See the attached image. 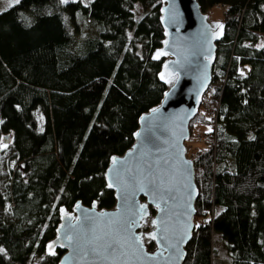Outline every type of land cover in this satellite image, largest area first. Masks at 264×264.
<instances>
[{"label": "trees", "instance_id": "trees-1", "mask_svg": "<svg viewBox=\"0 0 264 264\" xmlns=\"http://www.w3.org/2000/svg\"><path fill=\"white\" fill-rule=\"evenodd\" d=\"M197 1L203 12L225 8L224 33L190 120V136L195 124L211 131L204 147L186 144L198 195L183 264H212L215 233L229 264H264V0ZM158 9L159 0H19L0 12V264H57L61 252L46 255L44 243L58 207L113 205L109 157L131 145L164 91L162 60H151Z\"/></svg>", "mask_w": 264, "mask_h": 264}, {"label": "water", "instance_id": "water-1", "mask_svg": "<svg viewBox=\"0 0 264 264\" xmlns=\"http://www.w3.org/2000/svg\"><path fill=\"white\" fill-rule=\"evenodd\" d=\"M158 12L162 40L151 60H162L156 78L164 91L157 104L139 115L131 145L122 154L109 157L103 178L105 189L112 192L113 205L101 208L95 200L89 205L77 200L70 209L58 207L53 237L44 243L46 255L61 252L57 264H183L185 247L194 229L198 195L194 165L185 144L190 137V120L198 113L211 83L216 45L223 36L224 23L210 21L197 0H159ZM165 52L167 55L156 58L157 53ZM162 75L172 82L166 83ZM153 109L160 111L154 113ZM110 180L113 187H108ZM153 181H163L155 198ZM154 199L160 203L159 209ZM141 205L147 206L143 219ZM130 219L139 222L134 233L143 238L142 250L132 244L135 237L127 229ZM153 221L159 222V230ZM69 223L76 225L71 230L72 243L66 238ZM153 233L157 240L149 238ZM162 233L166 234V241L160 239ZM115 240L124 243V247L112 243ZM108 243L112 247L105 251ZM170 244L176 247H169ZM93 247L98 254L91 251ZM168 257L171 259L165 260Z\"/></svg>", "mask_w": 264, "mask_h": 264}, {"label": "rangeland", "instance_id": "rangeland-1", "mask_svg": "<svg viewBox=\"0 0 264 264\" xmlns=\"http://www.w3.org/2000/svg\"><path fill=\"white\" fill-rule=\"evenodd\" d=\"M81 1L87 2V0H81ZM14 4H16L15 0H0V12ZM224 10L225 8L223 6L213 5L210 8H208V10L205 13L208 15V19L210 21H222ZM132 12H133L134 18H139L143 14L142 8L139 4L134 5ZM78 40H80V37H78ZM262 43L263 41L261 40L258 42V45ZM208 129H209V126L207 125L195 124L192 128V134L189 137V139L186 141V144L189 147H195V148L204 147L203 141L200 140V135L202 134V132ZM2 149L3 147L0 146V156L2 155ZM2 175H3L2 160L0 158V183L2 180ZM0 216H1V209H0ZM213 239H214V246L218 249V251H217V258L213 259L212 264H229L225 251L221 248L222 242H221L220 235L215 233Z\"/></svg>", "mask_w": 264, "mask_h": 264}, {"label": "snow or ice", "instance_id": "snow-or-ice-1", "mask_svg": "<svg viewBox=\"0 0 264 264\" xmlns=\"http://www.w3.org/2000/svg\"><path fill=\"white\" fill-rule=\"evenodd\" d=\"M15 2L16 3H19V0H15ZM63 2H67V0H63ZM174 19V18H173ZM218 27H223L222 25H218ZM161 55H167V53L165 52V53H157V59H159V57L161 56ZM167 67V66H166ZM171 75V74H170ZM173 78H175V77H173ZM161 79H165V77L162 75L161 76ZM165 82L166 83H171L172 82V80L171 79H165ZM160 110L159 109H153V112L154 113H158ZM209 131H211V129H209ZM136 135H137V137H139L141 134L138 132V133H136ZM114 164L116 163V161H115V159H114ZM185 163H188V164H190V162H185ZM119 181V177H117V182ZM153 183V189H152V195H153V197L155 198L156 196H157V194L161 191V188H162V184H163V181H161L160 182V184H156L154 181L152 182ZM108 187H113V183H112V181L110 180V182H109V184H108ZM140 190H142L143 191V188H141ZM147 194V193H146ZM161 199H162V197H161ZM189 199H191V197H189ZM127 202V201H126ZM153 202L155 203V205H156V207L159 209L160 208V203L159 202H156V200L154 199L153 200ZM77 207H79V205H77ZM147 206L146 205H141L140 206V219H143L144 218V215H146V212H144L143 210L146 208ZM162 212H163V209H160ZM66 215H67V213H66ZM100 216H107V215H109V214H107V213H100L99 214ZM130 215L131 216H135L136 215V213H130ZM69 219H71V217H69ZM88 219H93L92 217H88ZM79 223V222H78ZM154 225H156V227H157V229L159 230V222H157V221H153L152 222ZM137 226H140L139 225V222H138V220H135V219H130V221L127 223V229H128V231L131 233V235L132 236H134L135 237V239L134 240H132V244H134V245H138L139 246V248L142 250L143 249V238L141 237V236H135V233H134V228L135 227H137ZM73 229H76V225H73V224H68V226H67V229H66V231H69V235L66 237L67 239H68V241H69V243H72V240H73V237H72V234H71V230H73ZM166 231H167V229H165V233H166ZM165 233H162L161 234V237H160V239L161 240H167V236H166V234ZM150 239H152V240H157L158 238H157V235L155 234V233H153V234H151L150 235V237H149ZM125 242H127V241H125ZM158 242H159V240H158ZM112 243H116V244H119L120 245V247H124V243H121V241H119V240H115V241H113ZM112 243H108L106 246H105V251H107V249L108 248H111L112 247ZM50 248H51V246H49ZM169 247H172V248H175L176 246L175 245H169ZM0 251H3L2 249H0ZM91 251L94 253V254H98V249H96L95 247H93L92 249H91ZM50 254H52V255H55V252L53 251V252H50ZM87 252H85V257H87ZM163 254L161 253V256H162ZM177 255L178 256H180V257H182V253H179V252H177ZM149 259H154V257H149ZM168 259H171L170 257H168V258H165V260H168Z\"/></svg>", "mask_w": 264, "mask_h": 264}, {"label": "built area", "instance_id": "built-area-1", "mask_svg": "<svg viewBox=\"0 0 264 264\" xmlns=\"http://www.w3.org/2000/svg\"><path fill=\"white\" fill-rule=\"evenodd\" d=\"M249 70H250L249 65H242V67L238 69V74L241 77H245L247 75V73L249 72Z\"/></svg>", "mask_w": 264, "mask_h": 264}, {"label": "crops", "instance_id": "crops-1", "mask_svg": "<svg viewBox=\"0 0 264 264\" xmlns=\"http://www.w3.org/2000/svg\"><path fill=\"white\" fill-rule=\"evenodd\" d=\"M67 1H75V0H67ZM81 3H83V4H85V3H87V2H89V1H91V0H87V2H83V1H81V0H79Z\"/></svg>", "mask_w": 264, "mask_h": 264}]
</instances>
